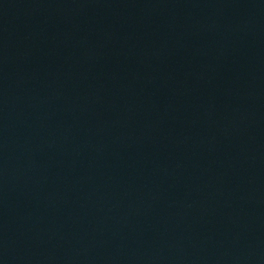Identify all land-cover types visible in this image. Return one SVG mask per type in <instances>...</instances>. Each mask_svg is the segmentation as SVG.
<instances>
[{"label": "water", "instance_id": "1", "mask_svg": "<svg viewBox=\"0 0 264 264\" xmlns=\"http://www.w3.org/2000/svg\"><path fill=\"white\" fill-rule=\"evenodd\" d=\"M0 264H264V0H0Z\"/></svg>", "mask_w": 264, "mask_h": 264}]
</instances>
